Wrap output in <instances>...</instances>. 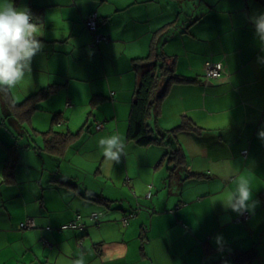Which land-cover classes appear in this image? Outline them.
Segmentation results:
<instances>
[{
  "label": "crops",
  "instance_id": "1",
  "mask_svg": "<svg viewBox=\"0 0 264 264\" xmlns=\"http://www.w3.org/2000/svg\"><path fill=\"white\" fill-rule=\"evenodd\" d=\"M26 2L43 23L44 48L32 73L0 93L12 116L0 125V264H71L81 252L96 264L107 250L122 253L112 264H264V52L249 22L264 0ZM159 53L181 80L166 87L161 77L157 93L166 94L148 121L154 134L195 125L177 135L180 159L128 138L140 77ZM217 62L224 72L208 78ZM49 86L54 93L37 109L20 105ZM52 128L69 138L56 151L44 135ZM112 134L126 154L109 166L98 141ZM225 162L237 175L251 173L257 203L245 221L217 201L235 187L218 174ZM28 220L35 226L21 227ZM252 247L257 255L238 261Z\"/></svg>",
  "mask_w": 264,
  "mask_h": 264
},
{
  "label": "clouds",
  "instance_id": "2",
  "mask_svg": "<svg viewBox=\"0 0 264 264\" xmlns=\"http://www.w3.org/2000/svg\"><path fill=\"white\" fill-rule=\"evenodd\" d=\"M33 16L28 7H16L14 0H0V93H8L14 89L25 77L32 73L34 58L41 53L44 44L38 34L43 29V23ZM249 22L254 28V38L264 52V12L254 13L249 17ZM91 54V53H90ZM258 62L264 64V56L258 57ZM258 138L264 141V128L259 130ZM98 146L102 150L105 162L112 166L119 163L126 154V145L119 134H112L100 138ZM218 174L228 183L235 185L234 189L222 193L217 197L226 210H231L239 215L254 211L256 201L253 200L251 188V173L245 170L243 174L231 171L230 163L225 162ZM215 242L223 245V237L217 236ZM65 255L71 256V248L62 245ZM86 254L81 252L71 264H86ZM122 258V253L114 254L111 250L103 252L96 264H112L116 259Z\"/></svg>",
  "mask_w": 264,
  "mask_h": 264
},
{
  "label": "trees",
  "instance_id": "3",
  "mask_svg": "<svg viewBox=\"0 0 264 264\" xmlns=\"http://www.w3.org/2000/svg\"><path fill=\"white\" fill-rule=\"evenodd\" d=\"M154 58L155 60L153 61L152 65H149L147 70L144 71L141 75L139 84L135 91V99L132 103L129 118L128 138L136 141L138 144L143 146L162 144L165 148H167L166 154L170 155V158L180 159L183 153L179 148L177 135L181 130L195 128V125L187 121L183 125H180L170 131L159 132L157 134L153 133L148 118L151 115L152 109L166 94V88H164L160 93H157L161 77L164 76L167 78L166 87L175 81L181 80V77L175 73L174 64L168 61L167 56H163V54L159 53V55L156 54ZM54 91L55 90L52 88V86L42 88L34 95H32L30 100H26L23 103H20V105L26 104L31 101V108L37 109L39 101L48 98L52 93H54ZM59 118V114L54 116L53 126L59 122ZM44 135L47 136L46 141L49 144V149L57 148L56 150H59V144H65L69 140L67 134L61 133L59 131L56 132L54 128H52V130H50L49 132L44 133ZM52 140H54V142ZM53 150L54 149H52V151ZM257 253L258 249L256 247H252L246 251L239 253L237 259L238 261H249L253 257H255Z\"/></svg>",
  "mask_w": 264,
  "mask_h": 264
},
{
  "label": "built area",
  "instance_id": "4",
  "mask_svg": "<svg viewBox=\"0 0 264 264\" xmlns=\"http://www.w3.org/2000/svg\"><path fill=\"white\" fill-rule=\"evenodd\" d=\"M97 25H98V16H97V14H93L88 19V26L91 29V31L94 32L97 28ZM106 38L107 37H105V36H100V37L96 36V39L99 41L102 39H106ZM222 72H224V65L222 62H217L214 64H209L207 66L206 76L208 78L218 77ZM248 215H249L248 212H245L243 214V216L238 218V221H242V220L246 219L248 217ZM124 222H126V219H124ZM80 224L81 223H79L78 221H75V222L71 223L70 226L73 228H76V227H79ZM32 226H35V223L32 220H28L26 222L21 223V227H23V228H29ZM81 227H82V224L80 225V228Z\"/></svg>",
  "mask_w": 264,
  "mask_h": 264
},
{
  "label": "rangeland",
  "instance_id": "5",
  "mask_svg": "<svg viewBox=\"0 0 264 264\" xmlns=\"http://www.w3.org/2000/svg\"><path fill=\"white\" fill-rule=\"evenodd\" d=\"M14 4H15V6L16 7H25V6H27V2H26V0H14ZM58 106H60L59 108H62L61 110H63V108H64V103H62V104H57ZM56 108V104H51V105H47V109H49V110H51V111H55L56 112V110H54ZM90 110V109H89ZM89 110H85V113H84V115L82 116V117H80V118H77V121L75 122V124H74V128H75V130H78L80 127H82L83 126V124H84V122L87 120V118H88V112H89ZM46 113H48V112H46ZM55 114V113H54ZM52 116H54V115H52ZM10 117H12L11 116V112L9 113V114H7L4 110H3V108L1 107V104H0V125H2V126H4V125H7V126H10L11 125V123H10V120H9V118ZM38 119V120H37ZM37 121L38 122H40V123H42L41 121H39V119H43V116H41V117H37ZM46 119L48 120V118L46 117ZM93 118H91V120H92ZM48 126V125H47ZM15 134L16 135H19L17 132H15ZM154 192V194H156V190H154L153 191ZM247 219V218H246ZM246 219H244L243 221H245ZM205 264H207V263H205Z\"/></svg>",
  "mask_w": 264,
  "mask_h": 264
}]
</instances>
